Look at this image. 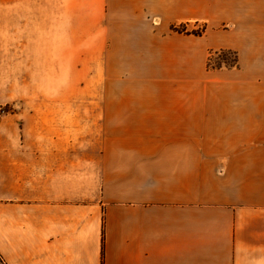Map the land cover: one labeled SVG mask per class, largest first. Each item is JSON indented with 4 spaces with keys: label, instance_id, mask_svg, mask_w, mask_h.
Here are the masks:
<instances>
[{
    "label": "crops",
    "instance_id": "obj_1",
    "mask_svg": "<svg viewBox=\"0 0 264 264\" xmlns=\"http://www.w3.org/2000/svg\"><path fill=\"white\" fill-rule=\"evenodd\" d=\"M81 41L101 145L32 124L34 42ZM0 264H264V0H0Z\"/></svg>",
    "mask_w": 264,
    "mask_h": 264
},
{
    "label": "rangeland",
    "instance_id": "obj_2",
    "mask_svg": "<svg viewBox=\"0 0 264 264\" xmlns=\"http://www.w3.org/2000/svg\"><path fill=\"white\" fill-rule=\"evenodd\" d=\"M190 30L201 31L202 24L192 23ZM106 42H34V89L33 129H40L42 116L51 107L48 101L63 98L65 105L60 107V120L64 121L66 131H74L81 146L96 140L101 145L103 139L102 101L108 82L106 75V53L109 48ZM49 49L54 55L53 64L44 72L43 49ZM59 54V58L57 57ZM59 63V65L57 64ZM236 56L233 52H213L209 64L213 67L233 65ZM127 78V77H126ZM19 111L20 107L15 108ZM78 133V134H77ZM79 136V137H78ZM79 138V139H78Z\"/></svg>",
    "mask_w": 264,
    "mask_h": 264
},
{
    "label": "trees",
    "instance_id": "obj_3",
    "mask_svg": "<svg viewBox=\"0 0 264 264\" xmlns=\"http://www.w3.org/2000/svg\"><path fill=\"white\" fill-rule=\"evenodd\" d=\"M184 26V27H183ZM186 26L185 25H181V26H175L174 27V29H176V30H178V31H186ZM202 32H203V30L202 31H195V30H193L192 31V33H194V34H198V35H200V34H202Z\"/></svg>",
    "mask_w": 264,
    "mask_h": 264
}]
</instances>
